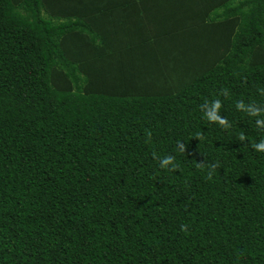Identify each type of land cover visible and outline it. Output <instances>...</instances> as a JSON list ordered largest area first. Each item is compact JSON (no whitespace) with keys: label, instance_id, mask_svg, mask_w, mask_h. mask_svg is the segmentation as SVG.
I'll use <instances>...</instances> for the list:
<instances>
[{"label":"trees","instance_id":"trees-1","mask_svg":"<svg viewBox=\"0 0 264 264\" xmlns=\"http://www.w3.org/2000/svg\"><path fill=\"white\" fill-rule=\"evenodd\" d=\"M0 264H264V0H0Z\"/></svg>","mask_w":264,"mask_h":264}]
</instances>
